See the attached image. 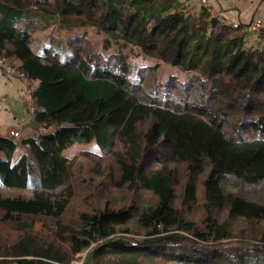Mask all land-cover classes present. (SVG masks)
I'll list each match as a JSON object with an SVG mask.
<instances>
[{
	"label": "trees",
	"instance_id": "trees-1",
	"mask_svg": "<svg viewBox=\"0 0 264 264\" xmlns=\"http://www.w3.org/2000/svg\"><path fill=\"white\" fill-rule=\"evenodd\" d=\"M247 41L179 0H0V57L38 107L35 134L0 136V264H264V33ZM125 47L192 74L162 80Z\"/></svg>",
	"mask_w": 264,
	"mask_h": 264
},
{
	"label": "crops",
	"instance_id": "crops-1",
	"mask_svg": "<svg viewBox=\"0 0 264 264\" xmlns=\"http://www.w3.org/2000/svg\"><path fill=\"white\" fill-rule=\"evenodd\" d=\"M43 1V0H41ZM185 4L194 13H200L203 8L211 13V17H216L228 24L230 22L238 24L240 27L254 22L264 21V0H179ZM41 26L43 27V20L40 18ZM55 30L64 31L57 24L51 23L48 25ZM235 27V26H233ZM85 28V27H84ZM82 28V29H84ZM78 29V28H77ZM76 30V29H75ZM71 31V30H66ZM81 34V33H79ZM83 34V33H82ZM261 34V33H260ZM260 34H248V44H255L259 41ZM43 40V34L42 38ZM7 62V61H6ZM15 72L19 70L20 61L12 59V62H7ZM34 89L36 88L35 83ZM24 81L17 75H11L5 71L0 70V136L12 137L16 140H21L24 137L35 134V130L29 125L33 115L27 111L23 98ZM18 132L17 136L10 135V131ZM94 141V140H93ZM91 143V142H90ZM90 143H75L71 147L64 150L63 154L67 157H72L80 147L76 148L75 153H71L72 149L77 146H85ZM88 149V148H87ZM93 150H97L92 148ZM90 150V149H89ZM28 146H18L14 153L13 159L17 161L24 153H29ZM0 157L7 158L4 152H0ZM38 223V222H37ZM36 223V224H37ZM43 227V225H42ZM42 229V228H40ZM72 263L77 264H94L92 256L88 253L86 255H77V259Z\"/></svg>",
	"mask_w": 264,
	"mask_h": 264
},
{
	"label": "rangeland",
	"instance_id": "rangeland-1",
	"mask_svg": "<svg viewBox=\"0 0 264 264\" xmlns=\"http://www.w3.org/2000/svg\"><path fill=\"white\" fill-rule=\"evenodd\" d=\"M49 25V24H48ZM48 25H45V27H43L44 29V33L47 35H54L57 36L59 39H62L63 42L67 41L69 38L76 36V35H81L82 33H85L87 38L94 44L95 49L97 51H100L101 53H103L105 56L109 55L110 53H114L118 51V46L116 43H114L112 45L111 48L107 49L104 47V40H105V35L104 34H99L94 28L89 27V28H84V29H74L71 31H60V30H55L53 29L51 26L49 27ZM43 34V31H37V34ZM81 33V34H79ZM42 38V36H41ZM42 40V39H41ZM43 41V40H42ZM123 53L127 54L129 60L134 63L137 66H147V65H155L158 64L159 68L157 70V73L159 75V77L162 80H166L167 78L171 77V76H177L180 80L185 81L192 73L191 72H185V71H180L177 68L164 63L161 60L158 59H154L151 57H147L144 54H140L138 53V51H133L127 47L123 48ZM80 147V149H90L92 151H96V152H102V149L99 147V145L97 144V142L94 140L92 141L90 144L85 145V146H77L74 149H72L70 155L72 153L76 152V148ZM92 148H95L97 150H93ZM79 151V150H78ZM43 223L42 222H38L37 224H34V228L40 230V228H42ZM233 241H228L226 242V246H230L234 243H231ZM185 243L186 242H181V245H178V248L183 249L185 247ZM83 255L88 254V252H83L80 253ZM78 254V255H80ZM77 259V258H76ZM75 259V260H76Z\"/></svg>",
	"mask_w": 264,
	"mask_h": 264
},
{
	"label": "built area",
	"instance_id": "built-area-1",
	"mask_svg": "<svg viewBox=\"0 0 264 264\" xmlns=\"http://www.w3.org/2000/svg\"><path fill=\"white\" fill-rule=\"evenodd\" d=\"M229 25L239 27L238 24L233 22H230ZM246 31L248 32V34H253V35L264 33V21L258 20L246 25ZM0 70L9 73L12 76L17 75L19 78H21V80L24 81V89H23L24 102L28 113L30 115L34 114L37 111L38 107L36 106L33 95L34 85L31 83L29 78L23 72H15L13 67H11L2 57H0ZM10 135L17 136L18 132L12 130L10 131ZM131 243L137 244V241L132 240ZM71 264H77V263H71Z\"/></svg>",
	"mask_w": 264,
	"mask_h": 264
},
{
	"label": "water",
	"instance_id": "water-1",
	"mask_svg": "<svg viewBox=\"0 0 264 264\" xmlns=\"http://www.w3.org/2000/svg\"><path fill=\"white\" fill-rule=\"evenodd\" d=\"M260 36H262V33L260 34Z\"/></svg>",
	"mask_w": 264,
	"mask_h": 264
}]
</instances>
